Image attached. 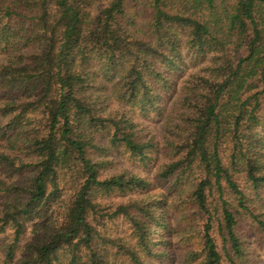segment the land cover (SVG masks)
<instances>
[{
    "label": "trees",
    "instance_id": "16d2710c",
    "mask_svg": "<svg viewBox=\"0 0 264 264\" xmlns=\"http://www.w3.org/2000/svg\"><path fill=\"white\" fill-rule=\"evenodd\" d=\"M0 264H264V0H0Z\"/></svg>",
    "mask_w": 264,
    "mask_h": 264
},
{
    "label": "rangeland",
    "instance_id": "374dc122",
    "mask_svg": "<svg viewBox=\"0 0 264 264\" xmlns=\"http://www.w3.org/2000/svg\"><path fill=\"white\" fill-rule=\"evenodd\" d=\"M190 69H194L192 66H189V70ZM159 124H157V123H153V127L154 128H156V129H158L159 127ZM122 164H124L125 166H127L128 165V167H130V169H135V170H138L139 172H142V173H151L150 172V168L148 169V167L147 168H144V167H141L139 164H137L136 162H125L124 160H121V163H119V165H122ZM150 167V166H149ZM148 169V170H147ZM151 175V174H150ZM163 187L162 186H158L157 187V189L158 190H161ZM173 193H174V195L175 196H177V192H175V191H173ZM177 200V198H175V201ZM180 207H181V205H180ZM183 209L186 211V208H185V206L183 207ZM188 227V226H187ZM188 229H189V227H188ZM181 230H182V228H181Z\"/></svg>",
    "mask_w": 264,
    "mask_h": 264
}]
</instances>
